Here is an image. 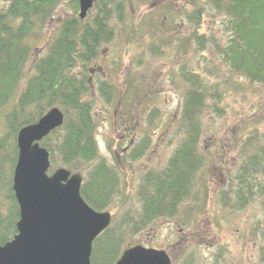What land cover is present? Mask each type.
I'll use <instances>...</instances> for the list:
<instances>
[{
	"label": "rangeland",
	"instance_id": "374dc122",
	"mask_svg": "<svg viewBox=\"0 0 264 264\" xmlns=\"http://www.w3.org/2000/svg\"><path fill=\"white\" fill-rule=\"evenodd\" d=\"M9 1L0 0V12ZM190 1L132 0L125 25L111 21L114 39L102 43L100 54L88 65L90 90L85 98L90 100L96 120L99 156L121 171V191L127 196L123 205L121 197H116L107 210L114 224L122 222L125 214H138L140 175L149 168L162 167L183 136L180 108L187 84L180 72L189 69L203 79L207 90L198 140L205 158L201 170L204 188L195 187L172 217L157 218L142 230L129 232L124 246L139 243L163 248L173 264H260L264 196L255 193L240 208L227 186L245 166L246 153L254 152L251 144L264 141V83L251 81L229 67L219 53L228 38L225 18L199 0L204 10L197 25L187 18L196 9ZM167 5L173 10L172 18L163 10ZM94 11L90 9L88 16ZM72 14V0H61L43 27L28 37L30 51L19 89L34 73V63L45 55L62 18ZM148 20L160 25L157 35L166 45L150 39ZM184 36L191 39L182 40ZM105 80L116 89L109 102L98 89ZM14 103L12 100L0 111L3 176L10 171L15 148L5 122ZM143 140L147 141L145 154L127 161L129 150ZM253 177L248 178L253 184L264 181L261 173Z\"/></svg>",
	"mask_w": 264,
	"mask_h": 264
},
{
	"label": "trees",
	"instance_id": "16d2710c",
	"mask_svg": "<svg viewBox=\"0 0 264 264\" xmlns=\"http://www.w3.org/2000/svg\"><path fill=\"white\" fill-rule=\"evenodd\" d=\"M60 1L10 0L6 9L0 12V111L12 100L15 102L13 109L5 115L15 148L10 171L4 176L0 173V201L6 203L0 202V244L17 232L19 209L12 190L17 131L36 122L49 107H60L64 121L40 141L49 151L48 172L64 166L72 172L84 173L80 194L99 211L107 210L116 197H121L122 205L127 198L121 191V171L99 156L96 120L92 104L85 97L90 90L88 65L100 54L101 44L114 39L116 31L111 21L125 25L132 0H95L94 14L84 19L78 17V3L73 1L74 15L62 18L45 55L34 63V73L19 89L30 51L28 37L43 27ZM190 3L196 9L187 14V18L198 25L204 7L199 0H191ZM205 3L225 18L228 38L219 53L229 67L251 81L264 83V0H205ZM163 10L173 17L170 16L173 10L168 5ZM150 22H146L152 26L148 31L150 39L157 38L166 45L163 37L157 35L159 24ZM183 39L191 38L184 36ZM180 75L187 84L180 108L183 136L162 167L149 168L140 175L136 187L138 214L135 217L125 214L122 222H110L93 240L92 264H114L126 248L124 241L129 232H138L157 218L172 217L189 199L195 187L204 188L206 181L201 170L205 158L199 150L198 140L202 133L201 114L206 104V85L197 73L189 69H182ZM98 89L107 102L116 92L114 84L106 80L98 85ZM251 145L254 152L246 153L245 166L227 186L240 208L254 198L255 193L264 196V181L253 184L248 180L258 173L264 175V141L260 145L255 141ZM146 147L147 141L144 140L132 147L127 161L142 157ZM259 252L260 264H264V242Z\"/></svg>",
	"mask_w": 264,
	"mask_h": 264
},
{
	"label": "water",
	"instance_id": "95a60500",
	"mask_svg": "<svg viewBox=\"0 0 264 264\" xmlns=\"http://www.w3.org/2000/svg\"><path fill=\"white\" fill-rule=\"evenodd\" d=\"M95 0H80L83 19ZM64 113L49 108L36 122L19 128L12 190L18 204L17 232L0 244V264H92V242L111 222L108 210H96L81 196L82 174L50 167L49 151L40 144L62 125ZM114 264H172L163 248L134 244Z\"/></svg>",
	"mask_w": 264,
	"mask_h": 264
},
{
	"label": "bare ground",
	"instance_id": "6f19581e",
	"mask_svg": "<svg viewBox=\"0 0 264 264\" xmlns=\"http://www.w3.org/2000/svg\"><path fill=\"white\" fill-rule=\"evenodd\" d=\"M73 1H75V2L78 3L77 15H78V17H79V2H80V0H72V2H73ZM89 10H90V9H88V10L86 11V15H87V13H88ZM72 15H74V14H72ZM86 15H85V17H86ZM79 18H80V17H79ZM57 107H58V106H57ZM49 108H51V107H49ZM49 108H48V109H49ZM59 108H60V107H59ZM48 109H47V110H48ZM60 109H61V108H60ZM47 110H46V111H47ZM46 111H45V112H46ZM62 112H63V111H62ZM63 113H64V112H63ZM17 132H18V131H17Z\"/></svg>",
	"mask_w": 264,
	"mask_h": 264
},
{
	"label": "flooded vegetation",
	"instance_id": "af4514ba",
	"mask_svg": "<svg viewBox=\"0 0 264 264\" xmlns=\"http://www.w3.org/2000/svg\"><path fill=\"white\" fill-rule=\"evenodd\" d=\"M93 3H94V2H93ZM92 7H93V5H92ZM92 7H91V8H92ZM91 8H90V9H91ZM88 12H89V11H88ZM87 15H88V13H87ZM87 15H86V16H87ZM84 18H86V17H84ZM84 18H83V19H84ZM167 252H168V251H167ZM168 253H169V252H168ZM169 254H170V253H169ZM173 263H174V261L172 262V264H173Z\"/></svg>",
	"mask_w": 264,
	"mask_h": 264
}]
</instances>
